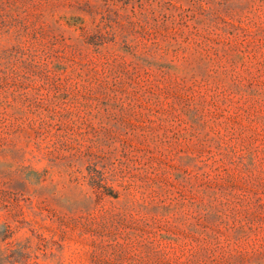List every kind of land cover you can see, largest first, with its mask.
Instances as JSON below:
<instances>
[{"label":"rangeland","instance_id":"374dc122","mask_svg":"<svg viewBox=\"0 0 264 264\" xmlns=\"http://www.w3.org/2000/svg\"><path fill=\"white\" fill-rule=\"evenodd\" d=\"M0 264H264V0H0Z\"/></svg>","mask_w":264,"mask_h":264}]
</instances>
